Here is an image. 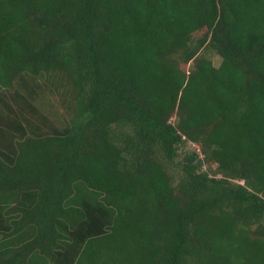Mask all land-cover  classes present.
<instances>
[{"label": "trees", "instance_id": "obj_1", "mask_svg": "<svg viewBox=\"0 0 264 264\" xmlns=\"http://www.w3.org/2000/svg\"><path fill=\"white\" fill-rule=\"evenodd\" d=\"M0 264H264V0H0Z\"/></svg>", "mask_w": 264, "mask_h": 264}, {"label": "rangeland", "instance_id": "obj_2", "mask_svg": "<svg viewBox=\"0 0 264 264\" xmlns=\"http://www.w3.org/2000/svg\"><path fill=\"white\" fill-rule=\"evenodd\" d=\"M201 34L202 33H197L196 36L198 37ZM212 60L215 65H218L220 62V58L217 55H213ZM182 67L187 69L188 65L184 64ZM41 94H43L42 97H40V99H42L41 102L43 101L42 107H44L51 118H53L56 113L64 112V108L62 106V95L59 91H50L49 89H45Z\"/></svg>", "mask_w": 264, "mask_h": 264}]
</instances>
